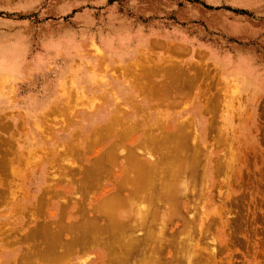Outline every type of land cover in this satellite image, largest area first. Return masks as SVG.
<instances>
[{
	"label": "rangeland",
	"instance_id": "374dc122",
	"mask_svg": "<svg viewBox=\"0 0 264 264\" xmlns=\"http://www.w3.org/2000/svg\"><path fill=\"white\" fill-rule=\"evenodd\" d=\"M140 56L147 57L145 64L164 57L184 71L189 96L175 111L190 112L186 116L195 120L202 143L198 149L207 156L202 160V152L197 161L206 162L205 177L201 167L195 180L186 176L197 185L183 197L188 213L165 222L167 236L184 240L193 229L205 258L197 264H264V0H0V139H6L0 177L9 183L6 194L0 192V264H21V253L33 243L19 239L20 197L38 196L45 175L59 173L48 169L47 157L63 147L71 125L101 124L119 102L130 100L122 71ZM7 123L13 130L2 127ZM73 192V198L83 195ZM194 192L201 195L191 201ZM89 194L95 196L94 190ZM166 210L157 215L154 230ZM48 216L31 215L39 221ZM97 257L89 248L75 262Z\"/></svg>",
	"mask_w": 264,
	"mask_h": 264
},
{
	"label": "bare ground",
	"instance_id": "6f19581e",
	"mask_svg": "<svg viewBox=\"0 0 264 264\" xmlns=\"http://www.w3.org/2000/svg\"><path fill=\"white\" fill-rule=\"evenodd\" d=\"M141 56L135 58V62L132 66L130 64L126 67L125 72L122 71V75L129 79L127 82L131 90L130 100L123 104L119 102L118 106L112 109L111 114L108 112L107 120L101 124H94L89 128L83 126L80 129H76V125H71L63 147L47 157L50 162L48 169L57 167L59 173L50 177L45 175L38 196L35 194L33 197L28 195L23 196V199L20 197L16 207L19 209V215H22L19 224L23 235L21 234L22 237L19 239L23 240V243H26L24 239L27 243L33 240L29 248L24 247L28 249L21 253V264L23 262L77 264L75 257L89 248L96 249L98 257L95 262L87 264H197L201 259H205L204 255L198 254L193 229H188L184 240L181 238L177 240L172 235V237L167 236V228L170 226L165 223L171 221L173 216L182 219V215L188 213L186 210L189 207L185 205L183 199L188 198L190 186L197 184L196 181L194 183L185 180L186 176L190 174L189 180H195L193 176L198 173L197 169L200 167L199 170L203 169L205 173H202L203 177L206 176L203 166H206L204 161H207V156L204 151L202 156L205 159L200 162L203 166H198L201 161L199 154L201 156L202 152L199 149L202 143L199 144L200 136H197L198 133L196 129L194 130L195 120L191 118L192 116H186L190 113L187 110L181 109L184 113L175 111L180 107L182 98L189 96L185 89L187 83L182 82L185 73L177 70L175 64L165 63L164 57L159 56L157 62L148 60L145 64L147 57ZM176 62L179 64L178 61ZM185 66L184 69L187 68ZM78 96L76 97L84 99V96L80 97V94ZM76 99L72 100L76 102ZM52 104L53 107L59 105L58 102ZM70 106L72 107V104ZM55 112L58 114L59 111L55 110ZM193 116L197 119L195 115ZM5 126L11 128V124L2 127ZM187 137H189L188 142L190 138L194 141L190 139L191 143H187ZM5 140V138L0 139V148ZM195 144H199L198 147ZM24 154L22 152L19 154V163L25 160ZM3 157H5L4 152L0 155V161ZM198 176L197 174V178ZM0 178V192L6 194L9 183L5 186L3 183L5 178L2 175ZM91 190H94L95 198L90 196ZM198 190L201 191L203 188ZM11 191L10 189L9 192ZM73 191L81 192L83 195L80 198L79 196L73 198L71 196ZM197 193L192 196L193 199H189L192 201L197 195H201ZM201 193L203 194V191ZM202 196L205 197V193ZM202 196L201 198L199 196L201 201ZM146 198L147 204L144 202L142 205L141 201L138 203L139 200L145 201ZM161 205L166 206L164 211H161ZM195 208L197 209V206ZM166 209L170 210L166 214L168 216L164 221V218L162 219L163 224L160 227L158 225L159 230L156 229L158 232H155L157 215L165 212ZM134 210L137 212L135 213ZM32 211V216H49L42 221H39V217L33 218L31 215H26L25 218L24 214H30ZM130 215L138 216L135 219ZM189 223L187 221V225ZM187 225L185 223V228ZM141 229L147 231L142 235L135 232ZM41 243L44 246H41ZM177 246L180 250L173 252V247ZM105 259L109 262L105 263Z\"/></svg>",
	"mask_w": 264,
	"mask_h": 264
}]
</instances>
